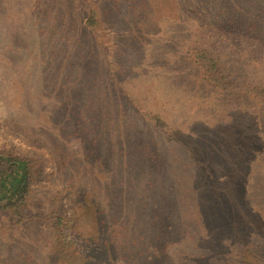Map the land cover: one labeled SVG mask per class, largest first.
I'll use <instances>...</instances> for the list:
<instances>
[{
  "label": "rangeland",
  "instance_id": "rangeland-1",
  "mask_svg": "<svg viewBox=\"0 0 264 264\" xmlns=\"http://www.w3.org/2000/svg\"><path fill=\"white\" fill-rule=\"evenodd\" d=\"M146 1L150 9L143 0H15L20 33H0V155L32 159L33 176L23 219L0 209V264H87L53 223L56 211L74 216L98 264H264L262 248L258 260L250 253L264 237V212L251 207L260 174L228 175L215 164L214 197L168 132L190 136L197 121L204 129L218 97L252 102L237 90L217 96L187 58V47L207 39L199 25L229 2L194 10ZM248 1L260 4L236 0L259 14ZM228 59L246 80L264 81L263 65ZM230 214L244 241L231 233Z\"/></svg>",
  "mask_w": 264,
  "mask_h": 264
},
{
  "label": "trees",
  "instance_id": "trees-1",
  "mask_svg": "<svg viewBox=\"0 0 264 264\" xmlns=\"http://www.w3.org/2000/svg\"><path fill=\"white\" fill-rule=\"evenodd\" d=\"M227 1L229 2L227 5H218V8L223 7L222 9H225L226 12L221 14L218 12L214 14L215 16L210 22L199 25L205 30L202 33L207 35L206 41L198 40L189 47H183L185 51L187 48L190 50L187 52V58L191 57L192 61L202 69L200 80L208 85L210 91H214L217 96H226L233 90H237L241 96L252 99V102L245 107L233 103L226 97H218L215 101H211L210 110L205 114L207 118L204 129L200 126L201 122L197 121V129H194L190 136L189 132L168 130L176 141L187 146L204 176L210 179L209 183L212 186L209 184L207 191L214 197L217 194V188L213 181L215 176L213 165L215 164H218L220 169L222 168L223 172L228 175L239 176L244 174L247 169L248 172L254 170L260 174L264 182V81L246 80V76L242 77L238 74L239 67H235L236 64L228 59L232 54H235L242 65L260 64L264 66V3L263 0H257L260 4L246 2V5H249L253 10L261 9L259 14L251 15L250 10L240 7L241 2ZM174 3L180 8L189 6L194 10L200 9L202 6H214L212 4L205 5L213 3L210 0H174ZM143 4L150 9L146 0H143ZM15 6L17 7L15 0H0V33L9 36L20 33L18 22L14 21L11 16ZM148 14H151V10ZM96 18V11L89 10L85 21L86 25L94 27ZM5 123L7 130L17 131L18 123L15 120ZM206 154L208 158H212L211 169L206 167L202 161V157ZM3 165H7V168L2 169ZM32 165L30 158L11 154L0 155V209L8 211L11 214V220L16 218L15 222L23 219V210L27 206V200L31 193ZM259 195L261 198L259 197L256 202H253L251 207L264 212V183ZM242 216L243 214H241ZM227 221L230 223L231 233L234 237L239 241H244L246 238L235 232L236 228L239 229L240 223L234 218V215L230 214ZM53 223L61 227L62 235L74 238L70 248L72 254L79 255L87 264L93 262V264H98L91 257L98 247H94L89 252L90 237L83 236L76 229L73 215L66 214L64 216L61 212L56 211ZM252 231L257 232L256 228H252ZM259 240H261L259 246L250 244L252 246L250 253L257 260L259 257L261 258L260 248L264 251V237L259 236ZM217 253V251L214 252L215 255ZM109 264L128 263L113 257Z\"/></svg>",
  "mask_w": 264,
  "mask_h": 264
}]
</instances>
